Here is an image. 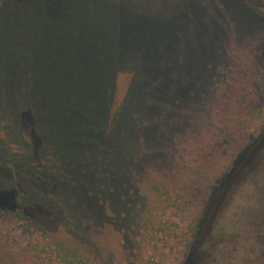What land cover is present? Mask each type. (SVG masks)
I'll list each match as a JSON object with an SVG mask.
<instances>
[{
    "label": "rangeland",
    "instance_id": "obj_1",
    "mask_svg": "<svg viewBox=\"0 0 264 264\" xmlns=\"http://www.w3.org/2000/svg\"><path fill=\"white\" fill-rule=\"evenodd\" d=\"M105 1L0 0V206L78 242L98 264H139L149 172L170 170L178 141L208 137L222 110L243 106L259 132L264 0H192L179 12V0H152L155 10L151 0ZM113 34L129 45L114 55L115 78L103 74L108 93L99 60ZM134 37L155 40L140 48ZM229 167L226 159L214 175L232 182ZM245 185L207 206L195 256L219 201L225 233L247 227ZM157 261L181 256L166 250Z\"/></svg>",
    "mask_w": 264,
    "mask_h": 264
},
{
    "label": "trees",
    "instance_id": "obj_2",
    "mask_svg": "<svg viewBox=\"0 0 264 264\" xmlns=\"http://www.w3.org/2000/svg\"><path fill=\"white\" fill-rule=\"evenodd\" d=\"M112 1H105L110 9ZM136 1L144 3L143 0ZM161 1L165 6L172 5L176 0ZM190 2L192 0H179L173 7L179 12L183 7L189 6ZM151 6L152 10L158 8L153 1ZM175 8L173 11L167 9L169 19L176 14ZM85 16L88 17L86 14ZM107 16L102 18L107 23L113 21V18H106ZM109 25L104 26L103 30L111 29ZM136 39L134 37L130 42ZM153 40L154 37L147 39L145 45L136 43L143 48L154 44ZM168 40L167 44L170 42ZM127 44L116 39L115 34L104 42L105 51L99 60L102 72L100 82L104 83V89L108 82L105 84L103 74H107L108 78H115L113 67L119 65V60L114 55L124 50ZM106 91L108 92L107 88ZM245 112L243 106L228 109L227 112L222 110L221 124L215 129L212 127L208 137L200 132L202 137L188 135L178 141L170 170L163 174L149 172L145 185L146 191L151 194L149 198L146 196V205L140 218L139 264H159L158 254L166 250L171 253L177 250L181 256V264H264V105L259 110L261 122L258 133L252 131L244 119ZM226 159L230 160V167L225 172L234 171L233 183L230 176H224L225 173L214 175L219 170L220 163ZM240 179V183L233 189L234 183ZM228 180L232 184L227 185ZM244 182L246 185L239 198L245 201L241 214L246 219L247 227L235 233H225V219L220 210L222 202L219 201L211 217L212 227L203 236L204 250L200 256H195L207 206L219 196L220 200L224 198L223 195L230 193L231 189L232 193L236 192ZM210 183L212 186L208 188ZM19 220L25 223L15 229L7 228L12 222ZM18 230L21 231L16 235L14 232ZM241 243L246 249H243L244 246L237 249ZM223 251L228 252L219 256ZM0 264L98 262L78 242L51 235L40 220L25 215L20 209L0 206Z\"/></svg>",
    "mask_w": 264,
    "mask_h": 264
}]
</instances>
